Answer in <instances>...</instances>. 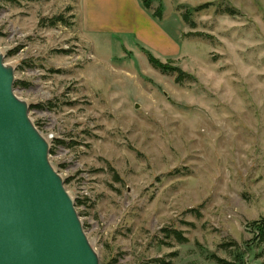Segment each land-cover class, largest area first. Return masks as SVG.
Masks as SVG:
<instances>
[{
	"label": "rangeland",
	"instance_id": "374dc122",
	"mask_svg": "<svg viewBox=\"0 0 264 264\" xmlns=\"http://www.w3.org/2000/svg\"><path fill=\"white\" fill-rule=\"evenodd\" d=\"M149 6L158 52L87 32L81 0H0L14 94L99 264H264V0Z\"/></svg>",
	"mask_w": 264,
	"mask_h": 264
},
{
	"label": "water",
	"instance_id": "95a60500",
	"mask_svg": "<svg viewBox=\"0 0 264 264\" xmlns=\"http://www.w3.org/2000/svg\"><path fill=\"white\" fill-rule=\"evenodd\" d=\"M0 54V264H99Z\"/></svg>",
	"mask_w": 264,
	"mask_h": 264
},
{
	"label": "crops",
	"instance_id": "0c3cea01",
	"mask_svg": "<svg viewBox=\"0 0 264 264\" xmlns=\"http://www.w3.org/2000/svg\"><path fill=\"white\" fill-rule=\"evenodd\" d=\"M128 3L130 4L128 6L132 9V13H129L124 8ZM106 4H110L112 8L108 14L103 16V14L101 15V11L98 12V10H100V8H104ZM81 8L82 16L84 17L83 26L87 32H99L104 34H108L105 32H111L110 34L117 32L116 34L121 33L125 34L126 36L130 35V33L133 34L132 32H134L135 36H137L136 39L141 45H144V47H147L152 51L155 50L158 52L157 49H153L154 47L150 43V41H152L150 40V37L153 34L152 37L155 39L159 37L160 40L164 42V49L170 47L168 36L155 28L154 24H152V21L146 15L145 11L142 10L143 7L139 0H81ZM142 20L153 25V33L150 32L149 37L144 33L142 35L144 28L141 29V23L137 24ZM101 23H113L114 26H111V28L101 25ZM94 24H100V27H97ZM164 49L160 48L162 51ZM164 52L167 53L168 51Z\"/></svg>",
	"mask_w": 264,
	"mask_h": 264
},
{
	"label": "trees",
	"instance_id": "16d2710c",
	"mask_svg": "<svg viewBox=\"0 0 264 264\" xmlns=\"http://www.w3.org/2000/svg\"><path fill=\"white\" fill-rule=\"evenodd\" d=\"M24 1H27V2H30V1H41V0H24ZM142 3H143V6L145 9H149V0H142ZM159 15V14H158ZM155 17H158V16H155ZM55 21H58V22H62L63 19L62 17H58L56 18L53 22H52V25L54 24ZM147 57H148V62L149 64L157 69V70H160L164 73H167V72H178L177 69H174V68H170L162 63H160L156 58H154L150 53H147ZM179 81V78L177 79ZM177 235V238L179 240H182L183 238H181V235L179 233L176 234Z\"/></svg>",
	"mask_w": 264,
	"mask_h": 264
}]
</instances>
